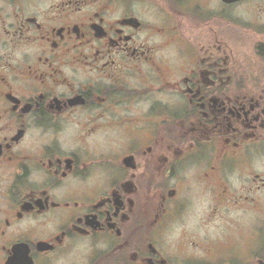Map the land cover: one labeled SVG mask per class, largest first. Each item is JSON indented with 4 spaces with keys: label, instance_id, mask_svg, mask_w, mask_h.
I'll list each match as a JSON object with an SVG mask.
<instances>
[{
    "label": "flooded vegetation",
    "instance_id": "obj_1",
    "mask_svg": "<svg viewBox=\"0 0 264 264\" xmlns=\"http://www.w3.org/2000/svg\"><path fill=\"white\" fill-rule=\"evenodd\" d=\"M0 264H264V0H0Z\"/></svg>",
    "mask_w": 264,
    "mask_h": 264
},
{
    "label": "rangeland",
    "instance_id": "obj_2",
    "mask_svg": "<svg viewBox=\"0 0 264 264\" xmlns=\"http://www.w3.org/2000/svg\"><path fill=\"white\" fill-rule=\"evenodd\" d=\"M259 3H261V1H260ZM255 4H258V2L255 3ZM255 4L252 3V6H251L250 8H249L248 6H246V4H244V5H240V6L236 7V8H234V9H233V16H234V19H235L237 22H241L242 14H243L244 12H247L248 9H250V11H251V8H252L253 6H255Z\"/></svg>",
    "mask_w": 264,
    "mask_h": 264
},
{
    "label": "water",
    "instance_id": "obj_3",
    "mask_svg": "<svg viewBox=\"0 0 264 264\" xmlns=\"http://www.w3.org/2000/svg\"><path fill=\"white\" fill-rule=\"evenodd\" d=\"M223 1L226 3H235V2H238L240 0H223Z\"/></svg>",
    "mask_w": 264,
    "mask_h": 264
}]
</instances>
